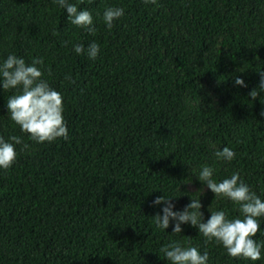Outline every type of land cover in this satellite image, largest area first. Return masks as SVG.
I'll use <instances>...</instances> for the list:
<instances>
[{
	"label": "trees",
	"instance_id": "trees-1",
	"mask_svg": "<svg viewBox=\"0 0 264 264\" xmlns=\"http://www.w3.org/2000/svg\"><path fill=\"white\" fill-rule=\"evenodd\" d=\"M69 2L92 13L95 34L53 0H0V62L43 59L69 133L31 141L8 116L17 90L0 87V136L29 145L0 169V264H169L160 249L172 241L207 251L208 264H264V250L255 262L233 259L190 223L182 233L174 221L157 227L165 205L152 203L164 195L181 211L200 199L205 221L213 210L239 217L198 180L205 164L217 182L239 172L264 200V0ZM106 7L124 9L111 30ZM93 41L96 59L73 50ZM223 147L232 161L215 157Z\"/></svg>",
	"mask_w": 264,
	"mask_h": 264
},
{
	"label": "clouds",
	"instance_id": "clouds-1",
	"mask_svg": "<svg viewBox=\"0 0 264 264\" xmlns=\"http://www.w3.org/2000/svg\"><path fill=\"white\" fill-rule=\"evenodd\" d=\"M53 3L66 10L68 19L73 25L86 29L90 34H95L92 13L87 9H78L69 0H53ZM145 4H157V0H144ZM124 15L121 7H106L103 21L111 30L114 22ZM76 54H86L89 59H96L100 46L96 42L90 43L87 48L83 44L73 45ZM39 66V67H38ZM43 59L33 58L27 64L21 57L10 54L0 62V87L4 91L16 89V94L7 99L8 116L22 133L29 136L30 140L38 143H51L57 139L69 138L67 122L64 119L63 95L53 89L45 80L42 70ZM259 89L264 91V70L259 72ZM70 80V76L65 77ZM235 84L247 87L245 81L239 77ZM260 92L253 88L249 96L255 100ZM264 115V112L261 113ZM17 145H22L21 151L29 147L21 136L12 135L5 139L0 136V169L11 168L17 159ZM217 160L232 161L236 152L229 147L214 152ZM215 169L207 164L203 165L198 180L215 194V198H226L239 206L241 215L229 218L224 210H213L207 220L201 211L203 205L200 199H191L181 211H173L175 205L171 199L164 195L156 197L153 206L164 204L162 215L156 214L153 218L157 227L168 229L171 222L172 233H182V224H191L198 228L206 241H215L226 250L233 259H247L253 262L262 259L264 241L257 242L254 237L261 230L260 218L264 217V200L251 190L240 177L239 172H234L229 178L217 182L214 179ZM203 190V189H202ZM160 251L164 254L169 264H208L209 253L189 244L184 246L179 241H172L164 245Z\"/></svg>",
	"mask_w": 264,
	"mask_h": 264
}]
</instances>
